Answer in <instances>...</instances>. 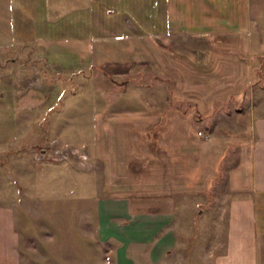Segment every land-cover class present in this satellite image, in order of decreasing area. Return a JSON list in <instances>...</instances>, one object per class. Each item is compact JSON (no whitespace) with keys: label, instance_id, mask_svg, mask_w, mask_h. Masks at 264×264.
<instances>
[{"label":"crops","instance_id":"crops-1","mask_svg":"<svg viewBox=\"0 0 264 264\" xmlns=\"http://www.w3.org/2000/svg\"><path fill=\"white\" fill-rule=\"evenodd\" d=\"M86 1L65 12L69 16L65 24L77 25L79 34L43 35L34 42L38 62L67 72L70 79L76 74V83L82 88L88 78L83 70L95 62V52L101 50L98 41L116 43L121 35H98L94 41L89 33H83L89 30L86 15L90 5ZM45 3L51 9L44 14L50 15L56 6L52 7L50 0ZM164 3L168 31L202 39L181 45V49L159 43L151 33L152 22H146V16L152 15L149 10L141 23L133 21L125 9L115 7L102 9L105 15L107 10L113 14L110 24L98 21L103 30L127 31L124 41L141 39L161 68L173 75L171 94L191 102L186 109L172 105L154 137L150 127L161 109L120 101L95 109V153L103 159L100 193L94 199L95 241L109 254L105 264H168L176 241V207L187 204L180 195L206 193L224 170L225 191L233 195L226 203L224 250L215 255L214 264H264V98L249 97L258 92L264 95V75L254 91L251 81L253 48L264 47V0ZM73 14L81 15L80 21H73ZM117 16L121 18L113 22ZM13 35L12 0H0V38L9 41ZM108 57L104 61L114 59ZM16 58L0 65L3 144L19 137L14 135L16 111L30 106L22 92L25 72L31 69L24 70L28 61ZM35 66L38 73L31 84L43 89L56 87L57 94L66 88L60 81L44 79ZM232 101L241 104L229 107ZM214 106L215 112L225 107L230 122L213 121L208 135L201 136L191 122L192 112H207ZM21 125H25L23 121ZM5 199L0 201V264H24L14 205Z\"/></svg>","mask_w":264,"mask_h":264},{"label":"rangeland","instance_id":"rangeland-1","mask_svg":"<svg viewBox=\"0 0 264 264\" xmlns=\"http://www.w3.org/2000/svg\"><path fill=\"white\" fill-rule=\"evenodd\" d=\"M50 1L56 9H53L54 14L49 10L51 14L45 15L44 12L51 9L45 0H12L14 35L9 41L0 38V65L15 56L28 61L24 70H33L25 72L26 86L22 92H25L23 100L30 106L16 111L18 123L14 135L19 137L8 144L0 143V201L6 198L14 205L24 264H105L109 254L103 252V245H98L94 235V199L100 193L103 177V159L95 153V109L107 107L113 101L161 109L159 118L150 127L154 137L167 110L172 105L186 109L191 99L184 102L171 94L173 75L161 68L141 39L130 43L123 39L127 31L101 28L98 21L108 20L110 24L113 16L107 10L106 17L102 9H125L133 21L137 19L140 23L145 19V11L149 10L152 15L146 16V22H152V35L159 43L177 49L184 44L191 45L194 40L200 41L202 37L168 31L164 0H87L90 7L85 15L89 30L83 33H89L94 41L98 35H121L118 43L108 39L98 41L101 50L95 52V62L83 70L88 78L82 88L76 83L79 80L76 74L70 79L67 72L38 62L34 42L43 35L79 34L77 25L65 24L69 17L65 12L85 0ZM80 16L73 14V21H80ZM118 18L121 17H114L113 22ZM137 32L143 34L142 30ZM253 50L252 68L259 66L260 57L263 59L261 71L253 73L254 78L260 76L252 83L254 91L258 83L263 82L264 47ZM108 56L114 59L104 61ZM35 65L44 79L53 83L60 81L74 92L65 88L57 94L54 93L56 87L43 89L31 84L38 73ZM249 97H262V101L264 95L258 92ZM236 104L241 103L232 101L229 107ZM215 106L207 112L199 109L192 112L191 122L201 136L208 135L213 121L230 122L225 107L215 112ZM21 120L25 125L20 126ZM223 171L206 193L180 195L187 204L176 207V241L168 264H214L215 255L224 250L226 203L228 200L229 204L233 194L225 191Z\"/></svg>","mask_w":264,"mask_h":264},{"label":"trees","instance_id":"trees-1","mask_svg":"<svg viewBox=\"0 0 264 264\" xmlns=\"http://www.w3.org/2000/svg\"><path fill=\"white\" fill-rule=\"evenodd\" d=\"M263 59L260 57L259 58V66L256 68H254V66H253V68H252V83H254V81L255 80H258V78L260 77V76H257V78H254V76H253V73L256 71L257 73L259 72V71H261V68H260V65L263 63V61H262Z\"/></svg>","mask_w":264,"mask_h":264}]
</instances>
